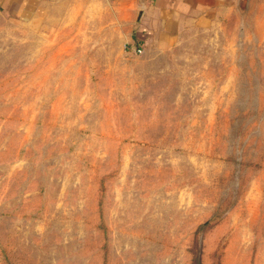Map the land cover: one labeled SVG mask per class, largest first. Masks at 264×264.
Returning a JSON list of instances; mask_svg holds the SVG:
<instances>
[{"label": "rangeland", "instance_id": "obj_1", "mask_svg": "<svg viewBox=\"0 0 264 264\" xmlns=\"http://www.w3.org/2000/svg\"><path fill=\"white\" fill-rule=\"evenodd\" d=\"M105 4L0 13V264H264V0L140 55Z\"/></svg>", "mask_w": 264, "mask_h": 264}, {"label": "crops", "instance_id": "obj_2", "mask_svg": "<svg viewBox=\"0 0 264 264\" xmlns=\"http://www.w3.org/2000/svg\"><path fill=\"white\" fill-rule=\"evenodd\" d=\"M97 1V0H93ZM255 0H103L113 22L124 26L127 43L167 51L187 25L206 23L227 12L241 11ZM52 0H0V13L26 20L44 19Z\"/></svg>", "mask_w": 264, "mask_h": 264}, {"label": "built area", "instance_id": "obj_3", "mask_svg": "<svg viewBox=\"0 0 264 264\" xmlns=\"http://www.w3.org/2000/svg\"><path fill=\"white\" fill-rule=\"evenodd\" d=\"M134 53L137 54V55L142 54L143 53V48L140 47V48L135 49Z\"/></svg>", "mask_w": 264, "mask_h": 264}]
</instances>
